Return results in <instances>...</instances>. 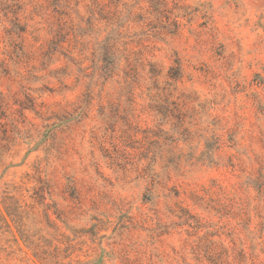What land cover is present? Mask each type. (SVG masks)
Returning a JSON list of instances; mask_svg holds the SVG:
<instances>
[{
  "label": "rangeland",
  "instance_id": "rangeland-1",
  "mask_svg": "<svg viewBox=\"0 0 264 264\" xmlns=\"http://www.w3.org/2000/svg\"><path fill=\"white\" fill-rule=\"evenodd\" d=\"M57 255L264 264V0H0V264Z\"/></svg>",
  "mask_w": 264,
  "mask_h": 264
},
{
  "label": "trees",
  "instance_id": "trees-1",
  "mask_svg": "<svg viewBox=\"0 0 264 264\" xmlns=\"http://www.w3.org/2000/svg\"><path fill=\"white\" fill-rule=\"evenodd\" d=\"M116 55L117 54H116V48H115V46L114 45L108 46V48L106 49V57H107L106 62H110V67H109V71L110 72H112L113 71L112 69L115 66H117V64H116ZM150 66H151V69H152V71H150V75H151L150 77L151 78H154L155 82L158 83L157 77L160 76V73L158 71H156V69H155L154 66H152V65H150ZM177 68H180V67L178 66ZM140 77L142 78L143 76L140 74ZM171 77H173V76H171ZM58 254H59V252H58ZM53 261L56 264H59V261L60 260L58 258V255L57 256H54V260Z\"/></svg>",
  "mask_w": 264,
  "mask_h": 264
}]
</instances>
